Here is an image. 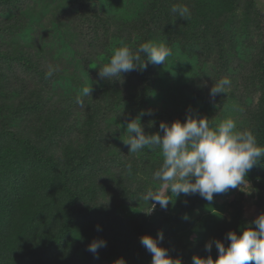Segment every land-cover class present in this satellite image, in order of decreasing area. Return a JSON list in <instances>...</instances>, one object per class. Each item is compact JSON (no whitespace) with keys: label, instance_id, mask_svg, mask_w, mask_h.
Wrapping results in <instances>:
<instances>
[{"label":"trees","instance_id":"obj_1","mask_svg":"<svg viewBox=\"0 0 264 264\" xmlns=\"http://www.w3.org/2000/svg\"><path fill=\"white\" fill-rule=\"evenodd\" d=\"M24 1L0 0V264H115L120 258L126 264H151V254L139 238H156L158 231L164 237L159 246L168 249L172 258H181L182 264H192L194 255H209L204 250L207 239L221 240L227 247L226 233L235 231L239 235L240 229L251 222L246 221L242 207L234 201L230 203L234 209L229 219L222 216L218 212L222 207L215 201L218 194L211 203L199 195L176 199L171 195L173 203L169 207L175 213L169 215L156 212L152 217L136 209L128 213L130 200L151 190L143 174L158 169L163 157L159 148L129 152V146L123 143L128 137L123 125L141 111L151 110L153 115L140 119L144 132L163 135L161 122H185L187 114L177 112L179 108L192 106L201 114L221 119L219 114H224L228 103L229 107L241 103L237 94V101L235 97L229 100L225 89L223 103V99L216 101L217 114H209L212 106L202 87L194 85L196 78L192 76L197 71L196 61H206L205 56L211 52L220 55L230 49L239 63L238 54L245 48L242 36L260 28L262 11L257 0H147L144 5V0H134L135 8L130 12L135 15L141 9L137 17L129 18L130 24L140 21L142 31L137 30L128 47L134 51L140 43L151 42L158 35L159 42L169 41L175 46L172 58L161 71L151 63L143 71L134 70L131 93L115 81L99 80L94 85L91 81V98L85 100L80 89L88 80L76 81L69 68L90 60L96 51L102 6L92 0H33L32 5ZM105 1L100 0L101 5ZM173 4L187 5L191 16L177 18L170 12ZM51 7L53 13H77V26H69L68 31L58 22L41 25L42 18L52 15ZM12 10L18 13L12 14ZM21 14L29 20L24 29L18 28L14 18ZM103 20L107 26L110 19ZM34 23L44 31L38 40L41 45L30 36ZM80 25L89 26L91 36L87 39L88 55L76 58L71 46L72 38L75 45L83 33ZM7 32L12 43L19 39L10 52L1 48L2 34ZM30 39L40 48L30 44L19 47L20 41L30 43ZM75 48L79 49L77 44ZM41 53L52 58L51 65L65 66L62 76L54 73L46 78L49 65L44 64ZM254 54L249 72L258 86V97L256 105L246 110V130H251L258 145L264 147V42L259 41ZM89 64L96 67L94 62ZM182 64L184 67L175 71ZM17 69L23 76L15 75ZM27 75L34 76L31 84L26 82ZM177 90L185 94L187 102L182 101L176 112L154 106L157 98L172 102ZM78 98L83 99L84 108L77 103ZM212 116L207 119L210 128L215 129L222 120ZM128 163L131 170L125 167ZM246 179L264 194V157ZM222 194L227 192L219 196ZM107 196L112 197L111 204L101 203ZM260 205L263 212L264 201ZM94 240L106 241V247L98 250V258L87 250ZM210 255L214 261L217 259L214 245Z\"/></svg>","mask_w":264,"mask_h":264},{"label":"clouds","instance_id":"obj_2","mask_svg":"<svg viewBox=\"0 0 264 264\" xmlns=\"http://www.w3.org/2000/svg\"><path fill=\"white\" fill-rule=\"evenodd\" d=\"M170 12L177 18L185 19L191 16L187 5L173 4ZM171 49L165 43L143 42L133 51L127 45L117 47L109 62L98 70V77L102 81H117L123 83L122 74L131 71H143L148 63L163 65L171 56ZM56 68L48 66L46 78L54 75ZM231 81L224 77L209 90L210 97L223 94ZM92 84L82 89V96L91 98ZM84 108L83 99L77 100ZM144 115H153L151 110L141 111L134 119L124 124L128 137L123 143L129 146V152L138 153L148 148H159L162 162L152 173V178L161 183L165 190H148L143 199L151 205L150 214L157 205L167 209L175 199L181 195H199L211 203L214 194L227 192L229 189H239L250 194V184L246 179L248 172L264 157V147L257 143L256 136L251 130H237L236 122L232 119L222 121L215 130L209 126L206 118H193L186 115L185 122L173 121L170 125L161 122L160 132L148 135L140 123ZM131 170L132 165L125 166ZM185 220L188 217H183ZM100 231V226H96ZM163 232L158 231L156 238L143 235L140 244L151 254V264H182L181 258H172L168 249L159 246L163 241ZM228 246L221 240L213 239L205 243L204 250L209 253L204 258L192 256V264H264V213L259 214L251 224L240 229L238 235L229 231L225 235ZM213 245L217 250V259L210 255ZM106 247V241L94 240L87 250L98 258V250ZM115 264H126L123 258Z\"/></svg>","mask_w":264,"mask_h":264},{"label":"rangeland","instance_id":"obj_3","mask_svg":"<svg viewBox=\"0 0 264 264\" xmlns=\"http://www.w3.org/2000/svg\"><path fill=\"white\" fill-rule=\"evenodd\" d=\"M26 3L28 2L30 5H32L33 0H25ZM24 1V2H25ZM95 5H99L98 7H101V31H100V37L97 42V48L96 51L93 53V56L90 58V60L79 62L77 68H69L70 74H75V79L85 78L87 81L85 86H88L89 83L92 81L93 85L96 82H99L100 78L98 77V70H100L105 64L109 62L110 57L114 54V50L117 47L127 45L129 46L130 42L135 40V36L137 33V30L140 29V21L135 20L134 26L130 24L129 18H135L137 17L141 7L136 11L135 15L131 13L135 6L132 5L134 3V0H106L102 4L100 3V0H92ZM147 0L142 1V5ZM126 2V3H125ZM258 7L262 11V19L260 28L258 30L253 29L254 33H248L243 35L241 39V43L245 48L243 49L242 54L239 55V63L236 62V56L230 51V49H227V53L224 54H214L209 53L205 56V60H198L196 61L197 64V71L195 74H193L192 78L195 77L196 79L193 80L194 85L197 84V86H201L203 93L205 95V98L207 102L212 106L210 109H208L209 114H217L218 111V103L216 101H221L223 99V94H217L214 98L210 97L209 90L212 86L216 84L219 80H221L224 77H227L231 84L229 86H226V91H228L227 95L229 97V100L233 101V98L235 97L236 100V94L238 95V100L241 103H237L233 107H229L228 103L224 108L225 112L223 115L219 114L218 116H212V115H204L199 112H197L195 109H192V106L187 107V109L179 108L176 111L179 113L186 112L187 115H191L194 117H202V118H209L212 116V119H218V120H226V119H232L236 122L237 130L244 131L247 128L248 123V115L246 113V110L250 106V108H253L252 105H256L257 102V91L258 86H255L251 80L250 77V68L252 61L255 58L254 49L255 46L259 44L260 42H264V0H257ZM44 5V4H43ZM124 6H126L128 9H126ZM130 9V10H129ZM53 8L51 7L49 9L50 12H52ZM19 12V10L17 9ZM16 10H12V14H17ZM37 16H38V10H37ZM78 14L75 12H69V11H60L53 13L52 15L49 14L46 18H42L40 20V24L42 25H49L50 22H58L60 26H62L65 30L71 31L72 27H76L78 24L77 20ZM103 17L109 18V23H107V26H105V21L103 20ZM15 21L18 24V28L24 29L26 25H28L27 16L21 14L18 16H14ZM117 20V21H116ZM42 21V22H41ZM119 22V23H117ZM40 24L33 25V29L31 30V37L36 39L37 44H42L41 41H38L40 38L39 36L44 33L42 30V26ZM122 24H125L122 25ZM105 26V27H104ZM87 27L89 26H83L80 25L82 35H79L78 41H75V45L77 44L79 49L75 48L74 45V38L72 48L74 51V56L76 58H82L85 57L88 50L87 46V39L91 36V30H89ZM136 29V30H135ZM142 30H139V33ZM3 35V42L1 45V48L7 52L13 51V47L18 43L16 41H19V39H16L12 43V38L10 37L9 32H7L6 35ZM86 35V36H85ZM158 36V35H157ZM154 35L151 38V42L153 43H165L170 49H174L175 46L168 42L162 41L159 42V36L157 37ZM30 44L32 48H40L39 46H35V43H27L25 41H20L19 47H27V45ZM118 44V45H117ZM100 47H102L100 49ZM229 48V47H228ZM82 49V50H81ZM100 49V50H99ZM113 50V51H112ZM172 52V51H171ZM107 53V54H106ZM89 57V56H88ZM42 61L45 65H51L52 58L48 56L46 53H41ZM168 58H172L169 56ZM168 58L165 61L163 65H153V68L156 71H161L162 67L168 62ZM71 60V59H70ZM89 61L94 62L96 64V67H91L89 64ZM17 66V65H16ZM56 68L55 73H58L61 75V72L64 70L65 66H62L60 63L58 65L52 64ZM76 67V66H75ZM184 64L180 65L175 71H178L179 69L183 68ZM65 71V70H64ZM15 75L23 76L20 69H17L15 72ZM66 74V73H65ZM77 75V76H76ZM26 76V75H24ZM62 76V75H61ZM123 76V83L115 81V84H117L120 88H122L125 92L131 93L134 91V81H135V72L131 71L129 73L122 74ZM26 82L28 84H31L34 80L33 75H27ZM76 79V81H77ZM92 79V80H91ZM84 86V87H85ZM82 90V88L80 89ZM159 94V92H158ZM184 93L181 90H177L174 92V99L170 103H166V101L162 99L157 98L156 104L154 106H157L159 108L167 107V110H170L171 112L175 111V108H178V106L182 103V101H186L184 97ZM256 96V97H255ZM84 100L86 98H83ZM224 99L222 100L223 103ZM183 104V103H182ZM234 108V109H233ZM175 111V112H176ZM223 112H221L222 114ZM221 121V122H222ZM112 122V121H111ZM220 123H218L219 125ZM216 129V128H215ZM213 129V130H215ZM143 180L144 183L147 185L148 188H150L152 191H154V188H156V191H159L163 194L165 191L161 185L160 182H157L152 178V174H143ZM156 181V182H155ZM250 184V194H245L239 189H229L227 191V194L220 197L218 194L215 201L219 204V207H222L219 209V213L222 214L225 218L229 219L230 214L233 212L234 207L230 206V203L234 201L235 203H238L242 207L243 211V217L248 222H252L259 214L264 213L260 211L261 203L264 201V194L263 192H259L254 188V186L249 182ZM147 188V189H148ZM146 190L142 194H138L136 197L132 198L130 200V207L128 209V213H130V210L136 209L140 213H147L151 210V205L149 203H152V201H149V203L143 199L144 194L147 192ZM261 193V194H260ZM171 197V195L169 196ZM112 197L107 196L100 200L101 203H109L111 204ZM115 202H118L116 199ZM233 205V204H232ZM264 208V207H263ZM156 212H162L165 214H172L175 213V210H171V207L168 206L167 209H161L159 205L155 207V209L150 213L147 214L148 216H154ZM118 214H125V211H119ZM198 214V213H197ZM192 241L194 239L191 238ZM205 240V239H203ZM208 242V239L204 241V244Z\"/></svg>","mask_w":264,"mask_h":264}]
</instances>
